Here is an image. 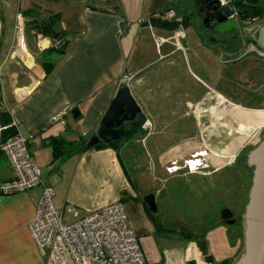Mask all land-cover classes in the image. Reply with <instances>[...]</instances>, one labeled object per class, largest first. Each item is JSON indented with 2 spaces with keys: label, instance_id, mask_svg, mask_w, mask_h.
<instances>
[{
  "label": "crops",
  "instance_id": "1",
  "mask_svg": "<svg viewBox=\"0 0 264 264\" xmlns=\"http://www.w3.org/2000/svg\"><path fill=\"white\" fill-rule=\"evenodd\" d=\"M109 1L0 0V109L3 111H0V121L4 128L9 127L12 119L17 122L35 165L42 169L44 182L53 190L52 205L61 211L64 223L72 220L70 208L77 209L82 215L107 204L121 202L127 215V224L139 240L147 264H203L194 241L171 232L163 225L162 228L155 227L143 204V196L138 191V182L130 177L123 160L127 159L125 157L132 159L136 153L128 149L127 142L117 150L111 147L85 149L53 163L50 142L55 138L78 141L95 134L102 115L117 89L123 85L122 77L130 74L133 78L127 86L140 107L142 119V131L133 139L145 134L142 125L148 121L151 131L145 139L151 144L153 155H167L173 161L189 159L191 155L188 153L206 149L198 148L197 144H207L208 141L201 137L203 130L198 132L200 137L194 135L180 144L171 140V121H161L157 109L146 108L156 95L155 88L158 85L154 76L160 71V68L152 71L150 68H154L153 64L165 61L170 74L174 71L170 66L177 61L187 64L189 75L200 80L201 87L205 89L204 99L191 102V106L194 104L191 109L194 112L192 120L177 127H215L216 134L222 136L224 115L217 116L218 111L224 113V107L220 108L222 100L225 107L230 108V114L240 109L253 110L227 99L220 91L216 90L215 96L208 95V84L196 71L216 75L212 74L211 67L215 64L219 50L224 51L221 53L223 57L227 56L226 62L233 58L240 59L241 54L250 53H242L247 42L257 37L254 33L246 34L247 42H244L243 35L240 38L237 32L223 33L225 30L212 28L214 24L205 26L197 11L196 0H142L141 12L130 13L129 16L126 9L120 11L115 6H105ZM33 3L44 4L59 13L60 27L67 34L64 52L47 74L36 63L26 42L24 44V19L21 12ZM161 9H172L182 17L185 38L176 39L175 21L161 23L153 17ZM129 19L132 22H127ZM237 19L244 24V18ZM18 25L22 26L21 34L16 28ZM262 26L264 16L257 24L258 31ZM206 29H210L209 34ZM143 33L150 34L151 42L157 48V57L145 63L141 61L143 54L137 51ZM146 39H141L142 45ZM50 46L51 41L40 35L32 42L34 51H43ZM259 56H264V53H259ZM250 59L244 56L232 61L233 65L238 66L246 63V67L238 73L248 75L250 66L254 67ZM256 64L264 67V61L260 59ZM262 72L264 69H261ZM166 85L167 81L160 83V87ZM63 108H70L65 116V125L53 122L52 117ZM73 110H77L75 117ZM210 111L215 114L211 115L215 124H208L204 119ZM253 122L256 123L253 129H257L264 124V117H254ZM218 129H221L220 133ZM183 144L189 146L176 150V146ZM238 151L240 148L235 152ZM222 166L211 163L210 168L214 172ZM11 178L13 172L9 162L0 153V180ZM157 191L159 189L153 193ZM40 194L41 186L8 195L0 194V264H43V257L28 229ZM233 255L234 252H231V258ZM236 261L230 260L229 264H235Z\"/></svg>",
  "mask_w": 264,
  "mask_h": 264
},
{
  "label": "rangeland",
  "instance_id": "2",
  "mask_svg": "<svg viewBox=\"0 0 264 264\" xmlns=\"http://www.w3.org/2000/svg\"><path fill=\"white\" fill-rule=\"evenodd\" d=\"M142 2V0H110L105 6H115L120 11L126 9L129 16L130 13L141 12ZM129 20L127 22H132ZM212 28L225 30L223 33L229 32V34L230 31L237 32L240 38L243 35L244 40L247 39L245 36L247 33L244 31L245 25L236 17L229 18ZM209 30L206 29L207 34L210 33ZM142 38H147L144 45L141 43ZM151 39L150 34L143 33L140 36L137 51L143 54L141 57L143 63L157 57V48ZM16 47L17 44L13 50ZM25 48H27L26 45ZM248 50L251 48L247 46L246 51ZM222 52L224 51L217 52L215 64L211 67L212 74L216 75H206L198 71L196 74L208 84V95L214 94L215 96V91H220L227 99L247 105L249 107L246 109L253 111L240 109L239 112H231V114L225 109H223L224 113L218 111L217 116L224 115V134L222 136L216 134L217 128L215 127L206 129L179 128L178 124L192 120L194 112L191 109L194 104L191 106V102L204 99L205 89L201 87L200 80L189 75L187 64L183 62L177 61L173 66L169 65L170 69L173 67L174 70L170 74L165 61L153 64L154 68H150V71L160 68V71L154 76L158 86L155 88L156 95L146 108L157 109L161 121L166 119L171 121L170 131L173 135L171 140L176 144L183 143L181 141L188 140L194 135L200 137L198 132L203 130L201 137L206 138L208 143L197 144V146L202 149L206 148V155H202V158L199 157V166L192 171L188 170L184 159L173 161L168 159L167 155H153L151 144L145 139L146 134L151 131L150 128H147L142 137L127 142L128 149L136 153L132 159L128 160V157H125L127 161L123 160L130 177L137 180V188L142 196L159 189L153 194L157 195H155L156 215L160 225L162 224L175 234H193L198 238H205L215 261L229 259L231 252H234L235 255L232 257L234 259L231 258L233 262L238 259L244 249V236L241 229H244L243 212L247 203L251 171L249 168H244L243 162L247 153L253 149L251 147H255L258 137L264 133V126L253 129L256 125L253 122L254 117L257 118L259 115L264 117V111L260 112V110H264V107L260 106L264 105V72L261 73L256 64L259 57L254 52L243 55V57L252 58L250 62L254 64V67L250 64V71L246 76L238 73L246 67V63H240L239 66L233 65L232 61L241 58H233L230 62H226L227 56L223 57ZM177 57H179L178 54ZM163 81H167L166 87H160V83ZM251 106L255 107L250 108ZM210 112H207V117L204 119L208 124H215L214 118L211 116L213 112ZM230 122L233 123L230 124ZM248 127L251 128L249 131ZM220 130L218 129L219 133ZM242 130L248 131L247 134H244ZM252 130L253 132L250 133ZM229 139L231 140L229 141ZM185 146H189V144L176 146V150ZM192 147L195 145L192 144ZM238 148L240 151L235 152ZM211 163L223 164V166L219 171L212 172ZM172 167H176L175 170H171ZM225 207L231 208L236 213L239 219V229L238 225L236 226L237 222L228 225L220 221V210Z\"/></svg>",
  "mask_w": 264,
  "mask_h": 264
},
{
  "label": "built area",
  "instance_id": "3",
  "mask_svg": "<svg viewBox=\"0 0 264 264\" xmlns=\"http://www.w3.org/2000/svg\"><path fill=\"white\" fill-rule=\"evenodd\" d=\"M234 1L237 0H219V3L226 5ZM153 17L159 21H175L176 39L185 38L183 19L174 10L161 9ZM256 21L253 17L245 19V29L250 31L257 27ZM16 28L21 34L22 26ZM132 78L133 75H124L121 83L128 85ZM69 111L70 108L61 109L52 121L65 125V116ZM149 125L148 121H144L142 128L146 130ZM9 126L16 132L1 141L4 127L0 124V152L7 158L13 178L0 180V194L8 195L41 186L36 212L28 222V229L43 257V264H147L140 242L127 224L121 202L110 203L82 215L77 209L70 208L72 220L64 223L61 211L52 205L53 190L44 182L42 169L35 165L17 122L12 119ZM197 154L195 152L184 160L189 171L199 166L200 156Z\"/></svg>",
  "mask_w": 264,
  "mask_h": 264
},
{
  "label": "water",
  "instance_id": "4",
  "mask_svg": "<svg viewBox=\"0 0 264 264\" xmlns=\"http://www.w3.org/2000/svg\"><path fill=\"white\" fill-rule=\"evenodd\" d=\"M257 0H237L226 5H220L219 0H196L197 11L205 26L210 23L216 25L227 19L246 18L247 8ZM258 34L264 35V26ZM60 47V45H59ZM77 114V110L72 112ZM140 114V107L133 98L127 85H121L106 111L102 115L95 134L91 135L86 146L91 147L100 141L117 142L124 133L123 124L133 121ZM246 163L253 167L251 184L248 191L247 203L243 212L244 249L235 264H264V133L259 143L246 155ZM143 204L148 213L157 212L156 198L153 193L142 197ZM221 220L233 223V212L225 207L219 213ZM202 258L203 264H228L225 259L219 263L209 253L208 242L203 239L194 241Z\"/></svg>",
  "mask_w": 264,
  "mask_h": 264
},
{
  "label": "trees",
  "instance_id": "5",
  "mask_svg": "<svg viewBox=\"0 0 264 264\" xmlns=\"http://www.w3.org/2000/svg\"><path fill=\"white\" fill-rule=\"evenodd\" d=\"M21 15L24 19L23 26H24V36H25L26 45L34 55L36 63L47 74L54 68L56 62L62 56L67 44V39H66L67 34L60 27L59 13L53 12L48 7L41 5L39 3H33L30 7L23 10L21 12ZM252 16H256V17L264 16V4H262L257 9L253 10L250 13V17ZM160 22L167 23V21H160ZM38 35L47 38L51 41V46L48 49L43 51H34V49L32 48V42L37 38ZM0 111L2 110L0 109ZM141 123H142V119H141V115H139L133 121L123 124L122 127L124 129V133L117 142L100 141L91 147L86 146V142L88 138H80L78 141H64L60 138L52 139L50 142L52 147L51 163L62 160L73 153L85 149L111 147L117 150L119 149V146L132 140L137 134L141 133L142 131L140 128ZM0 124L2 127H4L1 121ZM15 132L16 131L13 127L9 126L8 128H3L1 132V141H4L6 138L13 135ZM243 166L245 169L249 168L251 171L250 173V184H251L253 167L247 166L246 157L244 159ZM156 213H149V216L151 217L152 221H154V225L156 228H162V224L160 225V221ZM183 236L192 241L199 239L193 234H188V235L186 234Z\"/></svg>",
  "mask_w": 264,
  "mask_h": 264
},
{
  "label": "flooded vegetation",
  "instance_id": "6",
  "mask_svg": "<svg viewBox=\"0 0 264 264\" xmlns=\"http://www.w3.org/2000/svg\"><path fill=\"white\" fill-rule=\"evenodd\" d=\"M262 4H264V0H257V2L256 3H251L250 4V6L247 8V15H246V18H244V19H247V18H250V13L253 11V10H255V9H257L258 7H260ZM253 18H256L257 19V21H256V26H257V24L260 22V18L261 17H256V16H252ZM210 24H212V23H210ZM247 34H249V33H251V34H253L254 33V35H255V37H257L255 40L254 39H250L248 42H247V40H244V42H247V45L245 46V48L243 49V51H242V53L244 54L245 52L246 53H248L249 51H250V53H252V52H254V54H258L257 56L259 57V59H260V61H264V56H262V57H260L259 56V53H264V35H262V34H258V27H254L252 30H250V31H248V30H244ZM231 33H232V31H230ZM249 45V46H248ZM251 45V46H250ZM250 47L251 48V50H248V51H246V47ZM243 56H242V54L240 55V58H242ZM259 69L261 70V69H264V67H259ZM261 107H264V105H260ZM140 115V114H139ZM138 115V116H139ZM137 116V117H138ZM261 126H264V124H261L257 129H259ZM261 140V136L260 137H258V141L255 143L256 145L259 143V141ZM255 145V146H256ZM199 152H201V153H199ZM199 152H196V153H198L197 155H206V151L204 150V151H199ZM155 198H156V196H155ZM232 212H233V223H231V224H234V223H236V226L238 225V229H239V219H238V217L236 216V213L234 212V210H232L231 208H229ZM220 221L221 222H223V223H225V224H228L227 223V220H221L220 219ZM231 224H228V225H231ZM243 230V229H242ZM240 231V230H239ZM199 239H202V238H199ZM239 258V257H238ZM223 260H225V259H223ZM223 260H220V261H215L214 260V262L215 263H219V262H221V261H223ZM229 260V263H230V258L228 259ZM228 263V264H229Z\"/></svg>",
  "mask_w": 264,
  "mask_h": 264
},
{
  "label": "bare ground",
  "instance_id": "7",
  "mask_svg": "<svg viewBox=\"0 0 264 264\" xmlns=\"http://www.w3.org/2000/svg\"><path fill=\"white\" fill-rule=\"evenodd\" d=\"M22 45H23V44H22ZM18 47H19V46H18ZM23 48H24V47H23ZM22 51H23V50H22ZM24 53H25V52H24ZM220 100H221V99H220ZM220 103H221L220 107H222V108L224 107L223 109H225V111H228V112L230 113V108H227V106L225 107V105H226L225 102L222 100ZM222 104H223V105H222ZM225 124H227V123H225ZM248 124H249V123H248ZM228 125H229V124H228ZM230 128H231V127H230ZM249 129H251V128L248 127V131H249ZM248 131H247V132H248ZM240 132H241V131H240ZM242 132H243L244 134H247V132H245V131H243V130H242ZM235 139H237V138H235ZM238 140H239V139H238Z\"/></svg>",
  "mask_w": 264,
  "mask_h": 264
},
{
  "label": "clouds",
  "instance_id": "8",
  "mask_svg": "<svg viewBox=\"0 0 264 264\" xmlns=\"http://www.w3.org/2000/svg\"><path fill=\"white\" fill-rule=\"evenodd\" d=\"M200 156V158H202V155H199Z\"/></svg>",
  "mask_w": 264,
  "mask_h": 264
}]
</instances>
